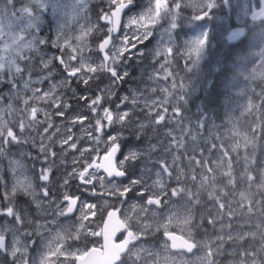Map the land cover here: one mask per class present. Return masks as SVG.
I'll return each mask as SVG.
<instances>
[{"label": "rangeland", "instance_id": "374dc122", "mask_svg": "<svg viewBox=\"0 0 264 264\" xmlns=\"http://www.w3.org/2000/svg\"><path fill=\"white\" fill-rule=\"evenodd\" d=\"M45 2L48 8L41 14L39 32L41 38L47 40L55 37L65 14L71 12L75 0H45ZM167 2L170 8L174 6L173 0H167ZM180 2L182 11L178 27L173 32L174 52L170 56L160 59L154 58L153 53L158 47H162V39L166 41L163 29L168 26L169 20L166 18L162 27L149 25V27H153L152 35L147 40L137 42L133 37L136 26L128 27L127 20L128 17L144 12L151 5V0H135L137 6L125 18L122 30V33H127L130 45H134V47L130 46L129 51L125 53L128 59L120 63V71L127 72L128 77L112 85L111 90L114 93L112 97H117V101L111 107L108 101L104 104L113 112L114 122L108 126L107 122L102 120L105 127L102 135L99 136V141L94 139L96 135L94 136L95 131L92 130L91 120L92 117L101 118L104 108L102 110L98 108V113L90 111L92 117L88 119L85 102L79 103L72 100L66 102L68 99L75 98V96L67 94L71 92L70 89L82 88L85 85L73 78L69 85H61L60 81L67 78V74L65 75V72L60 70V67L55 64V60L51 66L55 71L50 81L46 80L42 85H37L41 88L42 93L47 91L50 82L56 83L57 89L52 99L36 100L31 97V92H26L24 99H28V105L23 103V99L12 101L6 99L0 104V114L3 115V120L8 127L20 136V121L30 119L29 112L25 109L30 110L31 107H36L38 109L36 120L40 121V124L37 125L38 129L42 130L46 126L47 119L52 122L53 127L49 129V133L54 132L55 134L51 141L46 139L45 144L52 145V150L57 152L61 147L59 142L70 131L73 140L77 141L76 149H70L68 145L63 146L68 149L65 154V164L67 170L70 171L73 166L79 168L81 163L90 162L93 159L98 161L105 152L107 134L111 132L115 135L117 131L122 130V125L115 121L116 106L121 104L122 112L129 105L123 103L120 97L124 95H128L130 98L133 95L139 97V92L151 95L157 104L153 106L150 116H155L157 111L167 108L168 111L162 114L165 115V122H168L172 117L174 105L177 104L181 95L185 96L187 102L192 90L197 92L203 85L210 86L212 84V80L208 79L207 74L203 71V65L209 61L211 51L217 47L219 52L231 43L243 41L247 47L246 54L240 52L234 56L235 61L231 66V71L220 82L227 89L229 98L226 102L225 120L209 130L217 145L198 149L199 140L204 142L205 138L202 136L196 120L192 122L183 120V131L172 122L169 123V127L172 129V138L157 134L155 139L160 141L157 150L146 159L142 158L143 163L133 162L137 165L133 167V164L127 162L122 165L121 157L117 159L119 169L128 170L126 179H110L90 171L88 175L94 179L92 186H89L87 191L83 188V192L87 196L84 201L89 203L88 206L84 204V207L87 210L93 208L94 211L84 221L87 225L84 229H91L95 226V219L100 213L105 216L110 209L120 207L121 219L130 225L138 226L139 236L147 238L143 241L144 247L132 252L125 260V264H264V75H262L264 73V64H262L264 61V19H253L254 14L264 8V0H216V6L211 10V14L202 20L195 19L197 15L195 5L201 4V0H180ZM108 3L109 0H87L88 21L79 17L72 20L69 17L66 31L71 37L69 42L73 46L80 44L83 47V41H77L74 38L80 35L79 24L94 25L95 28H98L102 22L104 23V21L98 20L97 13L102 8L106 9ZM8 23L9 21L5 18L3 24H0L5 33H8ZM97 32H91L84 38L87 47L90 46L88 38L95 39L99 35ZM205 35L207 42L197 67L193 68L195 54L193 53L190 60L187 48L191 46L192 41ZM119 36L120 39L115 42L117 47L120 46L123 39L121 33ZM14 43H18V41L13 42L8 35L0 36V56H3L5 60L16 58ZM87 47L82 53H76L77 58L80 59V56L83 55L89 62L96 63V54L94 53L90 57L94 50L87 49ZM176 48L179 50L176 51ZM24 51L27 52V48ZM68 51L69 49L65 47L63 54L65 55ZM42 52L49 57L63 55L60 49L50 45L42 46ZM140 52H143L144 55H139ZM158 59L161 63L167 60V71L171 72L172 76L164 79V72L159 71L156 73L157 80L150 81L149 76L154 67L159 68ZM76 62L78 63V60ZM16 63L24 66L21 60H16ZM189 68L193 70L188 71ZM96 75L99 76V79L90 80L89 84L92 85V89H96L95 85L99 84L104 91L97 90V92L104 93L109 97L108 90L105 88V85L109 84L107 75L104 73ZM33 78H35V74ZM173 81L176 83V88L172 87ZM181 84L184 85L183 88H181ZM151 87L157 89L156 93L146 91ZM165 89L167 92L164 91ZM0 92H8V86L0 84ZM89 92L92 94L91 91ZM168 92L172 95L169 96ZM41 93H37V95ZM57 96L60 98L61 107L65 102L71 106L65 109L63 116L57 114L59 110L53 104ZM9 103L12 105L11 109L8 108ZM140 103H143L142 99H140ZM139 111L138 108L137 112ZM77 115L85 117L82 123L79 121L73 123V117ZM177 115L181 116V108ZM25 131L27 132L28 129L26 128ZM147 143V138H140L129 130H123V152L141 149L146 147ZM3 147L4 155L0 156V176L3 177V183H0V209L6 208L11 201L14 210L21 211L22 217L26 214L31 219L37 220L42 216L38 234L34 238L42 241L45 246L46 243L43 240L51 232L47 228L40 227L51 220L52 207L48 206L49 204L42 205V211L38 213L34 203L29 206L31 197L25 196L19 189L15 195L12 194V187L16 179L20 178L19 170L15 175L13 174L12 161L20 160L24 164L25 174L33 180L34 185L42 183L36 179L32 161L22 158L20 155L21 152H30L35 156L37 151L28 147L21 148L11 141ZM99 150L103 152L100 153ZM81 151L84 152L83 156L80 155ZM73 157L76 158V165L72 164ZM41 166L40 163H36L35 169L39 170ZM163 167L168 171L167 174ZM64 172L65 167L57 161L49 181V186L54 183V190L65 189L62 182ZM235 172H239L237 176L245 186L235 195L233 201L235 208H229L214 193L215 182L218 177L230 178V175ZM130 179H137V183H128ZM93 191L96 196L92 195ZM134 193L136 195H133ZM6 195L8 199H5ZM150 197L160 200L164 208L158 209L148 205L147 200ZM2 200H5L6 205L1 207ZM79 217H83V214H80ZM0 220L11 222L13 218L0 215ZM81 222L83 221H78L76 227L83 232ZM158 222H160L162 230L158 228ZM172 228H177L197 243L198 250L195 254L171 252L168 243L164 239L158 238V234L162 238V231L168 232ZM67 229L71 232L69 226ZM28 231H31V228H28ZM11 237L12 243L13 235ZM16 238L20 242L17 245L19 247L28 243L22 234ZM256 252H260L263 258L259 256L257 260ZM54 256L55 252L40 251L36 245H32L28 249V259L37 260L38 263H52ZM70 258L69 255L67 262Z\"/></svg>", "mask_w": 264, "mask_h": 264}, {"label": "snow or ice", "instance_id": "6c2138e0", "mask_svg": "<svg viewBox=\"0 0 264 264\" xmlns=\"http://www.w3.org/2000/svg\"><path fill=\"white\" fill-rule=\"evenodd\" d=\"M135 4V0H109L108 7L106 9H101L97 13L98 20L104 21V27L106 28V33L100 38L97 43L98 52L101 54L99 63L89 62L84 58L83 55L80 56L79 62L73 65L72 61H77V52H83L84 48L87 47V42L84 38L91 34L93 27L86 24H79L80 35L75 36V40L83 41V47L80 44L73 46L69 41V37L66 28L68 27V20L71 17L72 20H76L79 17L82 20L88 21V4L87 0H75L71 12H67L64 16L63 22L60 24L56 35L54 38H49L47 40L42 39L39 32V24L41 21V14L47 11L48 5L45 0H0V24H3L5 18L9 21L7 24L8 33L4 32V29L0 27V36L8 35L15 45V59L5 60L3 56H0V84L8 86V92H0V104H2L6 99L8 101L23 99V103L28 105V99H24V93L31 92V97L36 100L41 99H52L53 95L56 93L57 84L49 83L47 91L41 93V88L37 85H42L44 81H50L55 69L52 68L53 60L59 61V66H62L64 71L67 72V78L60 81L61 85H69L71 83V78H77L78 82H82L85 86H88V91L92 90V85L89 84L90 80L99 79L97 73H104L107 75L109 84L105 85L108 90L107 95L111 97L114 93L112 92V85L124 80L128 77L127 72L120 71V63L123 60L128 59L125 55L130 49V40L127 33H121L123 39L121 40L120 46L117 47L113 43V34L117 33L121 23L122 14L127 15L126 10H130L131 6ZM173 7H169L167 0H154L151 5L142 13L128 17L127 26H136V30L133 32V37L137 42L147 40L153 33V27L156 25L163 26L165 19L169 20L167 27H164V37L162 39V47H158L154 53V58L164 59L170 56L174 52V30L178 27V20L180 18V13L182 11V4L180 0H173ZM216 0H201V4L195 5L197 8V15L195 19L202 20L211 14V10L215 8ZM264 19V8H261L259 13H255L253 19ZM79 23V21H77ZM149 25L153 27H149ZM143 29V31H140ZM99 31L100 29L97 28ZM27 38H26V36ZM116 39H120L117 36ZM207 42V36L194 40L191 42V46L187 48L188 58L191 60L193 53L195 54V60L193 61V68H196L204 46ZM50 45L53 48L60 49L63 53L64 48H68L69 51L65 53L67 56V61L63 56H47L42 52V46ZM111 45V48L109 47ZM7 48V45H5ZM27 48V52H25ZM176 51L179 49L176 48ZM28 53H32L29 55ZM139 55H144L140 52ZM157 60L159 68L154 67V70L149 76L150 81H156V73L159 71L164 72V79H168L172 76V73L167 71V60L163 63ZM16 60L23 61V67L16 63ZM264 64V61H262ZM189 68L188 71H192ZM35 74V78L34 77ZM264 75V73H262ZM7 77V79H6ZM27 77V78H25ZM181 88L184 87L183 84L180 85ZM172 87L176 88V83L173 81ZM96 90L104 91L101 89L99 84L95 85ZM149 93H156L157 89L151 87L146 89ZM164 91L167 92V89ZM37 93H41L37 95ZM76 95L75 93H73ZM171 96L172 93L168 92ZM77 100L89 101L88 95L77 96ZM101 95H97L94 99H90L87 103V107L92 113H96L97 109L100 107V102L102 100ZM140 99L143 103H140ZM120 100L128 104L126 110L121 112V104H117V115L115 117L116 123L122 125V130L117 131V134L113 135L109 132L106 136V147L104 149L105 153L108 151H115L117 156L121 157L120 163L124 165L125 162L133 164V162L140 161L143 163L142 158L146 159L151 153L157 150V146L160 141L155 139L157 134L167 135L171 139V128L169 123L174 122L180 130L183 131L182 127L183 116H178V112L182 104L186 103V98L184 95L179 97V101L174 105L172 117L169 118L168 122H165V115L168 111L167 108L157 111L155 116H150L152 108L157 104V101L153 99L151 95H145L144 92H139V97L133 95L131 98L128 95L120 97ZM55 107L59 110L58 115L63 116L65 109L71 107L66 102L64 106L61 107L60 98L53 101ZM251 107V105H248ZM8 108L11 109V103L8 104ZM140 109L137 112V109ZM29 112L30 119L28 121L21 120L19 123V130L21 135L18 136L11 128L8 127L7 123L3 120V115L0 114V156L4 155L5 149L3 145L9 144L11 141L14 145L20 146L21 148L28 147L36 149L37 155L33 156L30 152H21L22 158H28L33 163V170L36 171V179L42 183L35 184L33 180L29 178L25 173L26 169L24 164L20 160L12 161L13 164V174L17 173L19 170V177L17 178L13 187L12 194L15 195L19 189L25 196L31 197V203L35 204L37 212L42 211V205L46 200L49 205L55 204L60 206L62 203L66 202V209L70 210L72 203L80 201L88 206L89 203L82 201L80 196L69 195L67 193H62V200L54 199L56 196L49 187L50 175L53 172V168L56 162L59 161L61 166L65 167V172L62 175V182L64 186H67L70 181L76 180L79 185L88 190L89 186H92V180L94 177H89V169L92 168L93 163L96 159L90 162L81 163L79 168L73 166L70 171L67 170V165L65 164V154L68 149L64 148V145H68L70 149L77 148V141L73 140L72 133L69 131L68 134L59 142L61 147L59 152L52 150V145L45 144V140L51 141L54 132L49 133V129L53 127L50 119L45 121V125L42 130L37 128L40 121L36 120V115L38 109L36 107H31L25 109ZM42 111V110H41ZM47 116V113H45ZM173 118L174 121H173ZM85 117L77 115L73 117V123L79 121L83 122ZM102 120L107 122L108 126H111L114 122L113 112L109 108L103 109V116L96 119L94 131L102 132L105 125L102 124ZM206 120H198L197 124L203 127ZM28 129L26 132L25 129ZM123 130H129L133 132L134 135L140 138H147L148 143L146 147L138 150H132L127 153L122 151V138ZM58 131V129H57ZM150 133V135H149ZM44 134H48L45 136ZM91 135V133H89ZM99 141V136L94 138ZM80 155L83 156L84 152L81 151ZM36 163H40L42 166L39 170L35 169ZM76 158L73 157L72 164L76 165ZM137 165L133 164V167ZM58 170V169H57ZM127 169H122L123 177L126 176ZM0 183H3V177L0 176ZM130 184L137 183V179H130ZM37 188L40 189L39 193ZM83 194V193H82ZM41 196L42 199H38L37 196ZM93 196H96L95 192H92ZM133 195H136L134 193ZM5 199H8L7 195ZM0 215L13 218L12 223L17 227L14 229H0V264H29L28 259V249L32 245H36L39 248V241L35 239V235L38 234L39 222L42 219L40 216L36 221L31 219L26 214L22 217L21 211L14 210L12 202L9 205L0 209ZM31 228V231H22L21 229ZM8 231H12L13 240L11 245H6V234ZM16 232H21L22 235L28 240V243L23 247L17 246L20 242L16 238Z\"/></svg>", "mask_w": 264, "mask_h": 264}, {"label": "flooded vegetation", "instance_id": "af4514ba", "mask_svg": "<svg viewBox=\"0 0 264 264\" xmlns=\"http://www.w3.org/2000/svg\"><path fill=\"white\" fill-rule=\"evenodd\" d=\"M137 4L135 3L132 7H135ZM98 28L100 29L99 31L97 28L93 27V31L97 32L99 35L96 36L95 39L89 37L88 40L90 41V46L92 48L87 47V49H93L92 55L95 53L97 56V61L96 63H99L100 56L101 54L98 52L97 49V43L100 40L102 36L106 33V28L104 27V23L102 22ZM113 43L117 40L116 37L114 36ZM111 48V45L109 46ZM87 54V53H86ZM59 66V63H58ZM60 70L64 71L62 66H59ZM65 72V71H64ZM67 73V72H65ZM71 92L67 93L68 95H73L75 96L74 99H68L67 101H77L79 103L83 102H90V99H94L97 95H101L103 98L100 102V109L106 108L105 107V102H109V106H113L114 101H116V97H107L104 93H99L97 92L96 89H92L91 92L92 94L88 91V88H72L70 89ZM73 91V92H72ZM75 93L76 95H74ZM82 95H88L89 96V101H84V100H77V96H82ZM52 190L53 193L56 194L54 199H59L62 200V193H67L69 195H74V196H80L81 200L84 201L87 196L83 192V188L79 185V182L76 180L70 181V183L65 186V189L58 188V190H54V183L49 186ZM40 189L37 188V192L39 193ZM83 193V194H82ZM38 199H42V197L39 195L37 196ZM148 204L155 205L158 209H163L164 205L162 204L161 201L151 198L148 200ZM48 204L47 201L45 200L43 205ZM76 210L75 213L72 216L67 217L65 213L67 212L68 209H66V202L62 203L60 206H56L55 204L53 205H48L52 207V217L51 220L48 221L46 225H42L43 228L49 229L50 235L47 237L48 241L50 243L49 248L51 250L56 251L57 256L54 258V262L49 263V264H77L79 259H84L85 256L92 252H104L105 250V238L103 235V225H104V220L105 217L100 213L99 216L96 217V222L95 226L91 227V229H84L86 228V222H84L91 214L94 209H85L84 203H81L80 201L76 202ZM54 211V212H53ZM80 214H83V217H79ZM78 221H83L81 222L82 224V229L84 231H80L76 225ZM125 222V221H124ZM7 229H14L17 226L10 222H6ZM67 226L71 229V232L68 231ZM158 228H162L160 225V222H158ZM139 227L136 225H130L127 222H125V229L116 234L115 237L111 239V244H114L115 246H121L125 244L126 240H130L131 244L127 245L129 248L127 252L121 257V260L118 264H125V260L132 254L137 249H140L143 246V241L147 240L144 236H139L140 233L138 232ZM154 227L152 230L154 231ZM162 230V229H161ZM22 231V229H21ZM78 231V232H76ZM21 232H16L17 234H20ZM158 233V232H157ZM169 234H179L182 236H185L187 239H189L184 233L179 231L177 228H172L168 232L162 231L161 237L159 239H164L169 246V249L171 252H183V251H177V250H172L170 246V239H169ZM13 235L12 231H8L6 234V243L7 245H11V236ZM128 235L130 237H128ZM191 240V239H189ZM196 243V242H195ZM197 248V245H196ZM71 252V253H69ZM73 252V253H72ZM187 253V252H185ZM193 253V252H192ZM194 252L193 254H195ZM71 256L69 262H67L68 256ZM29 264H46V263H38L34 262L32 258L29 259ZM82 264H87L86 261H84ZM99 264V263H96ZM149 264V263H145Z\"/></svg>", "mask_w": 264, "mask_h": 264}, {"label": "trees", "instance_id": "16d2710c", "mask_svg": "<svg viewBox=\"0 0 264 264\" xmlns=\"http://www.w3.org/2000/svg\"><path fill=\"white\" fill-rule=\"evenodd\" d=\"M242 52L246 54L247 47L243 41L231 43L218 52L217 47L211 51L209 61L203 65V71L207 74L208 79L212 80L210 86H202L197 92L191 91V95L185 104L181 106V116L187 121L206 120L204 127L199 126L204 142L199 140L198 149H205L210 145L216 146L214 137L209 130L215 125H219L225 120L226 102L229 98L228 91L221 85V80L231 71V66L235 61L234 56ZM179 65V62L177 63ZM264 99V94H263ZM204 144V145H202ZM239 172L230 175V178L218 177L215 182L214 193L220 198L221 202L229 207L234 208V198L238 191L242 190L245 184L237 176Z\"/></svg>", "mask_w": 264, "mask_h": 264}, {"label": "water", "instance_id": "95a60500", "mask_svg": "<svg viewBox=\"0 0 264 264\" xmlns=\"http://www.w3.org/2000/svg\"><path fill=\"white\" fill-rule=\"evenodd\" d=\"M123 15L121 16V23H122V18ZM120 23V26H121ZM120 29V27H119ZM119 32V30H118ZM117 32V33H118ZM117 157V154L115 151H110L109 154L103 156L101 163L99 164L100 171L107 174L109 177H123L122 172L117 170L116 164H115V158ZM75 203H72L70 210L67 212V216L71 215V213L74 210ZM118 219L117 212H109L107 221H106V233L108 234L110 232V226L115 224ZM186 240L183 239L182 237L179 236H172L171 237V242H172V248L173 249H180V248H185L189 251H193L194 245L192 243H187L185 242ZM120 253H118L115 257L117 260L119 257ZM92 259H95L94 257H91Z\"/></svg>", "mask_w": 264, "mask_h": 264}]
</instances>
